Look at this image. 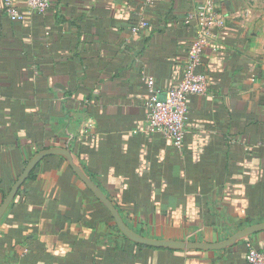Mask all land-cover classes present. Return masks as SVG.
Here are the masks:
<instances>
[{"label":"crops","instance_id":"obj_1","mask_svg":"<svg viewBox=\"0 0 264 264\" xmlns=\"http://www.w3.org/2000/svg\"><path fill=\"white\" fill-rule=\"evenodd\" d=\"M11 22L0 0V204L38 151L63 147L136 233L215 243L264 222V0H215L213 47L175 146L146 123L142 76L178 84L203 0H51ZM143 17L146 27L131 33ZM57 156L42 160L0 220V264H247L245 243L176 252L136 245Z\"/></svg>","mask_w":264,"mask_h":264},{"label":"built area","instance_id":"obj_2","mask_svg":"<svg viewBox=\"0 0 264 264\" xmlns=\"http://www.w3.org/2000/svg\"><path fill=\"white\" fill-rule=\"evenodd\" d=\"M1 1L8 20L11 22L23 20L24 14L18 9L19 0ZM146 1L148 4L154 2ZM24 5L29 14L42 15L48 10L50 0H24ZM192 22L195 23V32L183 63L182 78L178 84L164 91V101L158 99L160 91L155 87L154 78L148 76L141 78L147 90V98L144 101L147 126L175 146H180L185 139L188 98L206 93L207 78L204 74L198 73L197 69L201 64L204 49L208 46L213 47L218 25L215 0H203L198 7L187 13L184 24L190 25ZM145 27L143 17H139L134 22L131 33L135 35ZM245 249L244 258L247 264H264V250L255 248L248 241L245 243Z\"/></svg>","mask_w":264,"mask_h":264},{"label":"water","instance_id":"obj_3","mask_svg":"<svg viewBox=\"0 0 264 264\" xmlns=\"http://www.w3.org/2000/svg\"><path fill=\"white\" fill-rule=\"evenodd\" d=\"M165 93L160 94L159 101H164ZM73 136H69L66 144L63 147H50L36 152L24 166L22 172L17 177L8 193L2 199L0 204V220L5 215L7 210L12 205L18 191L25 181L29 178L30 174L34 171L36 166L45 158L57 156L62 158L67 166L71 169L73 174L85 186V188L93 195V197L107 210L110 214L117 231L128 241L136 245L158 249V250H171L176 252H188L192 250L198 251H221L232 248L248 237L264 232V222L250 224L248 226L239 228L233 225L234 233L222 241L215 243L206 242H190L179 240H160L149 238L136 233L130 229L123 221L119 211L115 208L112 202L106 197L97 184L90 178L84 170L82 163L78 156L70 149L69 143Z\"/></svg>","mask_w":264,"mask_h":264},{"label":"trees","instance_id":"obj_4","mask_svg":"<svg viewBox=\"0 0 264 264\" xmlns=\"http://www.w3.org/2000/svg\"><path fill=\"white\" fill-rule=\"evenodd\" d=\"M51 5H52V1L50 0V6H49V8L51 7ZM49 8H48V10H49ZM48 10H47V11H48ZM47 11H46V12H47ZM135 21H136V20H135ZM132 26H133V24H132ZM131 28H132V27H131ZM52 157H53V156H52ZM31 174H32V173H31ZM31 174H30V176H31ZM30 176H29V178H30ZM115 231L117 232L118 235L122 236V235L117 231V229H115ZM122 237H123V236H122ZM123 238H124V237H123ZM124 239L127 240L126 238H124ZM138 246H139V245H138Z\"/></svg>","mask_w":264,"mask_h":264}]
</instances>
